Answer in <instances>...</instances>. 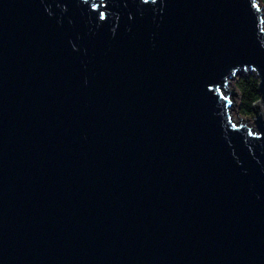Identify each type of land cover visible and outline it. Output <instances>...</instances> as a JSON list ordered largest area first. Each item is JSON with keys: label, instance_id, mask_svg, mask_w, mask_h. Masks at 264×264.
Returning a JSON list of instances; mask_svg holds the SVG:
<instances>
[{"label": "water", "instance_id": "95a60500", "mask_svg": "<svg viewBox=\"0 0 264 264\" xmlns=\"http://www.w3.org/2000/svg\"><path fill=\"white\" fill-rule=\"evenodd\" d=\"M257 102L260 0H0V264H264Z\"/></svg>", "mask_w": 264, "mask_h": 264}, {"label": "trees", "instance_id": "16d2710c", "mask_svg": "<svg viewBox=\"0 0 264 264\" xmlns=\"http://www.w3.org/2000/svg\"><path fill=\"white\" fill-rule=\"evenodd\" d=\"M261 1L264 5V0ZM256 85L257 79L251 74H248L247 76L242 75L236 80V87L240 95L239 109L242 115H250L253 112L252 106L259 98Z\"/></svg>", "mask_w": 264, "mask_h": 264}, {"label": "rangeland", "instance_id": "374dc122", "mask_svg": "<svg viewBox=\"0 0 264 264\" xmlns=\"http://www.w3.org/2000/svg\"><path fill=\"white\" fill-rule=\"evenodd\" d=\"M261 1V0H260ZM261 4H262V1H261ZM263 5V4H262ZM263 10H264V5H263ZM239 76H236L230 83H231V89L233 88L234 91H236L237 94L233 95V98L235 99L234 102V108H233V117L235 119H238L239 117L245 121H247L248 123H251V122H254L253 121V118H254V115L255 113L252 112V114L250 115H242L241 112H240V109H239V102H240V95H239V91L236 87V80ZM232 97V96H230ZM257 104H261L260 102H257ZM260 111L262 112L263 116H264V105L261 104L260 106ZM239 116V117H238Z\"/></svg>", "mask_w": 264, "mask_h": 264}, {"label": "bare ground", "instance_id": "6f19581e", "mask_svg": "<svg viewBox=\"0 0 264 264\" xmlns=\"http://www.w3.org/2000/svg\"><path fill=\"white\" fill-rule=\"evenodd\" d=\"M232 80H233V79H230L229 82H228V84L226 85V88H225V89H226L227 91H228V88L231 89V83H230V82H231ZM230 101L232 102V104H230V107H229L230 112H229V113L231 114V116H233V113H234V112H233V108H234L233 106H234L235 102H234V99H233L232 97H230ZM260 106H261V104H260ZM260 113H262V112L260 111ZM243 122H244V120H243ZM245 122H246L247 125L250 124V123H248L247 121H245ZM245 122H244V123H245ZM251 123H253V122H251Z\"/></svg>", "mask_w": 264, "mask_h": 264}, {"label": "snow or ice", "instance_id": "6c2138e0", "mask_svg": "<svg viewBox=\"0 0 264 264\" xmlns=\"http://www.w3.org/2000/svg\"><path fill=\"white\" fill-rule=\"evenodd\" d=\"M255 6V5H254ZM97 7V5H95V4H93V8H96ZM103 13H101V16L103 17ZM251 134V133H250Z\"/></svg>", "mask_w": 264, "mask_h": 264}]
</instances>
